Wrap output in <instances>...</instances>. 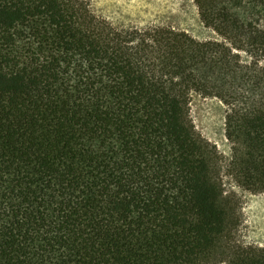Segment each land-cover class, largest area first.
Returning <instances> with one entry per match:
<instances>
[{
	"label": "trees",
	"instance_id": "16d2710c",
	"mask_svg": "<svg viewBox=\"0 0 264 264\" xmlns=\"http://www.w3.org/2000/svg\"><path fill=\"white\" fill-rule=\"evenodd\" d=\"M194 3L214 38L0 0V264H264L223 179L264 193V0ZM194 94L225 106V168Z\"/></svg>",
	"mask_w": 264,
	"mask_h": 264
},
{
	"label": "rangeland",
	"instance_id": "374dc122",
	"mask_svg": "<svg viewBox=\"0 0 264 264\" xmlns=\"http://www.w3.org/2000/svg\"><path fill=\"white\" fill-rule=\"evenodd\" d=\"M90 7L120 26L167 25L184 30L197 39L214 38L215 32L200 19L194 0H89ZM190 115L196 129L215 144L224 168L230 157L225 136V106L216 97L192 96ZM226 173V172H224ZM226 186L241 196V224L238 239L242 243L264 245V193H251L235 185L227 174Z\"/></svg>",
	"mask_w": 264,
	"mask_h": 264
}]
</instances>
